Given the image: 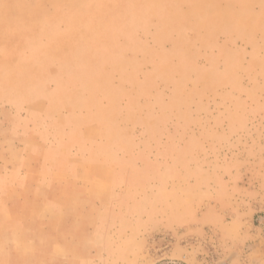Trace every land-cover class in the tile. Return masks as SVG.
I'll list each match as a JSON object with an SVG mask.
<instances>
[{
  "label": "rangeland",
  "instance_id": "rangeland-1",
  "mask_svg": "<svg viewBox=\"0 0 264 264\" xmlns=\"http://www.w3.org/2000/svg\"><path fill=\"white\" fill-rule=\"evenodd\" d=\"M0 264H264V0H0Z\"/></svg>",
  "mask_w": 264,
  "mask_h": 264
}]
</instances>
